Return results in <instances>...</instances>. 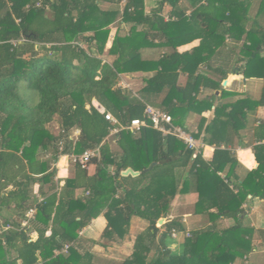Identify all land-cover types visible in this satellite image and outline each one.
<instances>
[{
  "label": "trees",
  "instance_id": "1",
  "mask_svg": "<svg viewBox=\"0 0 264 264\" xmlns=\"http://www.w3.org/2000/svg\"><path fill=\"white\" fill-rule=\"evenodd\" d=\"M122 1L0 0V210L18 211L0 222V264H104L77 243L99 215L106 222L100 237L111 243L129 239L133 218L143 227L128 253L106 264H243L255 248L243 204L264 200V118L257 116L264 107V0H157L149 12L145 0H124L119 11ZM153 49L160 54L151 56ZM133 73L143 74L137 90L118 85L120 74ZM230 73L262 80L260 94L225 88ZM146 104L187 131L188 117L197 115L191 133L213 146L207 159L203 149L195 153L150 125L136 133L120 128L146 119ZM55 116L57 133L47 127ZM244 131L257 165L239 173L233 148L244 146ZM97 147L85 164L71 162L73 174L58 191L52 164ZM127 168L138 174L123 175ZM189 192L197 195L191 216L201 225L176 216L157 226L175 196ZM33 205L25 230L21 219ZM172 229L183 237L179 252L169 246Z\"/></svg>",
  "mask_w": 264,
  "mask_h": 264
},
{
  "label": "crops",
  "instance_id": "2",
  "mask_svg": "<svg viewBox=\"0 0 264 264\" xmlns=\"http://www.w3.org/2000/svg\"><path fill=\"white\" fill-rule=\"evenodd\" d=\"M252 2H254V0H252ZM145 3H146V5L150 6L151 9H152L157 4V0H145ZM163 14L166 17L167 9H165L163 11ZM198 44H199V39L194 40L193 42L180 47V50L181 51H183V50L185 51V50H188V49H190L193 46H196ZM159 54H160V51L157 54H155V53L151 54V56L156 57ZM104 58H107V54L106 53H104ZM126 75H130V74H126ZM131 75L134 76V74H131ZM136 75H138V74H136ZM140 76H143V74L140 73ZM251 80L252 79H247V78H245L243 75H241L239 73H230L227 76V78L225 79V81H226L225 85H228V83L230 81L231 82L230 83L231 84L230 85L231 86L230 87L231 90H233L235 92H238V93H242V92H246V88H247L246 82L251 81ZM255 80H257L255 82H258V83L257 84L254 83L252 85V87L250 88V91L252 92V94H255L254 92L257 91L256 92L257 94L255 96V97H257L260 94V90H261V86H262V80H260V79H255ZM141 83H142V81H141ZM225 85H223V86L225 87ZM132 89L133 90H137L138 88L135 89V88L132 87ZM217 94H218V92H217ZM204 115L209 120V119L212 118L213 114H212L211 111H207V112H204ZM257 116L259 118H264V107H260V108L257 109ZM198 120H199V117L197 115H191L190 117H188V119H187L188 131L196 132ZM111 139H112V141L109 140V144H110V146H113V148H114V145L112 144V143H114L113 142L114 139L113 138H111ZM250 141H251L250 133L247 132V131H244L243 134H242V142L247 144V145L244 144V146L243 145L241 146V145H239L237 143L234 145L233 151H234V153H235V155H236V157H237V159H238V161L240 163L239 166H238V172L239 173H242L244 168L251 169V168L256 167V165H257V163H256V161L254 159V156L252 154L251 148L248 145V144H250ZM212 149H213V146L212 145H208V148L204 151V155H205L206 159L210 155ZM246 156L247 157L250 156V161L251 162L249 164L244 161V157H246ZM62 157H65V156H60L58 158V160L54 164H52V166L54 165V167H56V174L54 176V179L57 181V184H58L57 189H58V191H60V187L63 185L64 179L66 177L72 176V174H73V167H71L72 168V171H71L70 169H68V166H66L68 158L65 157L64 163L61 164ZM93 170H94V167L92 165H89L88 166L89 174L93 173ZM38 195H39V197L42 198V196L40 194H37L36 196H38ZM196 197H197V195H196L195 192H189V193L184 194V195H178L177 194L175 196V198L173 199V202L178 203L179 206L181 207L180 209H185L187 211L186 212L187 214H185L183 212L181 214L174 215V214H171L169 212L167 214L165 220L163 219L162 224L166 220L168 221V220L172 219L173 217L177 216V217H182L183 218V221L186 223V226H188V227L189 226L199 227L201 225L200 218L196 217V216H191L192 213H190L191 212V208L190 207H193V205L195 203V200H196ZM253 200L252 199L250 201L248 200L249 201L248 203L250 205V209H253V213H254V210H256V209H259V213H261V210H262V213H264V211H263V209H264V200L256 199V198L253 199ZM250 209L247 210L248 220L246 221V224H248V221L251 220V223L253 225H249V226L253 227L254 231L256 229L258 230V231L254 232L253 240H252L253 242L256 241L257 244L254 245L255 248H254L253 252H251L248 255V258L246 260L250 259L251 261H254V262H251L250 264H264V251L258 250L259 246H257L258 244H261V243L264 244V242L261 240V238H262L261 235L258 234L260 232V230L264 229V215L262 214L263 215V220L257 223L254 220L253 213H252V217L250 216V214H251V213H249L251 211ZM17 217H18V211L13 209L10 206H8L6 209L0 210V222L3 219H7V218L8 219H10V218L14 219V218H17ZM23 218L24 217H22L21 221L23 220ZM29 223H30V221H29ZM105 224H106V222H105V219L103 218L102 215H99L97 218L93 219L91 221V223L88 226H86L85 228H83V230L80 232L81 235L79 236L77 243H79L84 248V250L91 251L94 254V258L99 257L102 260H106V261H113V260L114 261H118V260L121 259L123 253L124 254L128 253L127 247L131 246V241L130 240L133 238V236H131L132 234L130 235L131 239L129 238L123 243H111L109 241H104V242L102 241L100 244L94 243L93 241L87 239V237L85 236V235H88L89 237H91V238H93L95 240H99L100 235L102 233V230H103ZM136 224L140 228L143 229V227H141V225H140L141 221H139L138 219L133 218L132 227H131L132 228L131 230H133V232L131 231V233H133V235L135 233L134 228H135ZM29 226L26 227L25 230L28 229ZM161 230H162V228H161ZM30 236H31V240L32 241H35L37 239V237H38L37 233H35V232H31ZM179 246H181V245H179ZM171 248L173 249V247H171ZM98 262H101V261H98ZM245 262H247V261H245ZM101 263H104V262L102 261ZM104 264H106V263H104Z\"/></svg>",
  "mask_w": 264,
  "mask_h": 264
},
{
  "label": "built area",
  "instance_id": "3",
  "mask_svg": "<svg viewBox=\"0 0 264 264\" xmlns=\"http://www.w3.org/2000/svg\"><path fill=\"white\" fill-rule=\"evenodd\" d=\"M119 86H123L122 84H118ZM126 86V85H124ZM93 106L101 113L103 114L104 118L107 121H110L111 123L119 124L117 119L105 108L99 104L97 101H92ZM144 114L146 119H131L130 123L128 125L120 126V128H124L129 130L132 133H136L142 126H152L156 130L160 131L163 136L167 135H173L177 138L181 139L185 145H187L189 148L193 149L195 153L200 152L202 149L205 151V149L208 148V145L203 142L202 138H195L193 134L190 131H187L186 129L176 126L172 124V118L170 114H168L165 111L160 110L159 108L153 107L149 104L145 105ZM150 121V123L148 122ZM120 128H112L110 130V135L116 133L119 131ZM76 133L78 130H75ZM99 149L98 147L95 149H87L84 152H82L79 156H75L70 154L69 155V161L72 163L79 162L80 164H85L91 157L98 155ZM38 200H42L41 197L38 198ZM35 214V205L30 206L27 208V210L24 213V218L21 221V227L26 228L29 226V221L34 218ZM173 238L177 236V232L175 229L171 230L170 234ZM69 247V244H64L63 248L61 249V252H66L67 248Z\"/></svg>",
  "mask_w": 264,
  "mask_h": 264
},
{
  "label": "rangeland",
  "instance_id": "4",
  "mask_svg": "<svg viewBox=\"0 0 264 264\" xmlns=\"http://www.w3.org/2000/svg\"><path fill=\"white\" fill-rule=\"evenodd\" d=\"M124 0L120 3V5L118 6V10L119 11H123L122 9L124 8ZM106 5V7H111V5H107V4H105ZM105 5L104 4H101L100 6L101 7H105ZM144 9H145V11L146 12H149L150 10H151V7L150 6H148V5H146V3H145V6H144ZM116 22H118V20L116 21ZM115 24V25H114ZM114 24H111L110 26H109V28H110V34H111V37L114 35V33H115V31H116V29H117V27H116V23H114ZM120 27L121 28H123V30H126V31H128V29H129V25H127V24H123V23H121L120 24ZM153 53H155V54H157V53H159V50L158 49H153ZM134 74V76H132L131 74L130 75H126V74H120V76H119V78H118V84H122L123 86L122 87H127V88H139L140 86H141V76H140V73H133ZM136 74H138V75H136ZM255 81H257V80H255V79H252L251 81H248V82H246V86H247V88H246V92L249 94V95H252L253 97H255L256 96V92H254L255 94H252V92L250 91V88L252 87V85L255 83V84H257L258 82H255ZM231 82L229 81V83H228V85H225V88H227V89H231L230 87V84ZM124 85H126V86H124ZM60 123H59V119H58V117H56L55 116V118H54V121L52 122V123H50V124H48L47 125V127L49 128V130L51 131V132H53V133H57L60 129V125H59ZM76 133V131L74 132V134ZM66 165V164H65ZM66 166H68V169H70L71 171H72V168L71 167H73V164L71 163V161H67V165ZM196 201V200H195ZM254 201V200H253ZM249 201H248V199H247V201L243 204V206L244 207H246V208H248V210L250 209V205H249V203H248ZM181 207L179 206V204L178 203H175V202H173L172 201V203L170 204V209H169V212L171 213V214H174V215H177V214H181V213H185V214H187L186 212V210L185 209H180ZM191 208V212L190 213H192L193 212V210H194V205H193V207H190ZM256 208V207H255ZM251 211L249 212V213H251L250 214V216L252 217V213H253V209H250ZM263 211H264V209H263ZM168 212V213H169ZM170 214V215H171ZM248 214V213H247ZM261 214V215H260ZM264 215V213H262V210H261V213H259V209H256V210H254V213H253V216H254V220L258 223V222H260V221H262L263 220V215ZM164 220H165V218H163ZM163 219H162V221H163ZM248 220V215L246 216V218H245V220H244V223L246 224V221ZM225 223H226V225H228V226H230V225H232L233 224V221L232 220H230V219H226L225 220ZM160 225H162V223H159V221H157V226H160ZM248 225H253L252 223H251V220H249L248 221ZM134 228V227H133ZM132 229V228H131ZM141 230L143 231V229L142 228H140L137 224L135 225V228H134V231H135V233H134V235H133V233H131L130 235L131 236H133V241H132V239L130 240L131 241V245L133 244V242H134V240H135V238L138 236V234L141 232ZM162 230H163V228H162ZM264 230V229H263ZM132 232H133V230H131ZM138 231V232H137ZM255 231H258L257 229L255 230ZM258 234H260V233H258ZM179 236L180 235H178V236H176L175 238H174V240L173 241H171L170 242V244H169V246H171V247H173V249H174V251H176V252H179V249L181 248V246H179V245H181V240H182V238H179ZM187 236H189V234L188 233H185V237H187ZM172 237V236H171ZM256 237V236H255ZM173 238V237H172ZM127 240V239H126ZM261 240L263 241V239L261 238ZM99 241L100 242H104V241H107L106 239H103V238H99ZM129 242V241H128ZM253 242V241H252ZM253 244L254 245H256L257 244V242L256 241H254L253 242ZM257 246H259L258 248V250H262V251H264V244H258ZM99 249V248H98ZM125 249V248H124ZM124 251V250H123ZM253 252V251H252ZM248 258V257H247ZM246 258V259H247ZM246 259H243V263L244 264H250L251 262H254V261H251L250 259H248V260H246ZM95 260L96 261H103L104 263H108V262H111V261H106V260H102L101 258H99V257H96L95 258ZM245 261H247V262H245ZM115 262H118V261H115ZM114 262V263H115Z\"/></svg>",
  "mask_w": 264,
  "mask_h": 264
},
{
  "label": "water",
  "instance_id": "5",
  "mask_svg": "<svg viewBox=\"0 0 264 264\" xmlns=\"http://www.w3.org/2000/svg\"><path fill=\"white\" fill-rule=\"evenodd\" d=\"M225 83H226V81L224 80V81L222 82V85H225ZM122 174H123V175H128V174H131V175H137L138 172H137V171H133L131 168H127L126 170H124V171L122 172ZM159 223H162V220H161V219L159 220Z\"/></svg>",
  "mask_w": 264,
  "mask_h": 264
}]
</instances>
